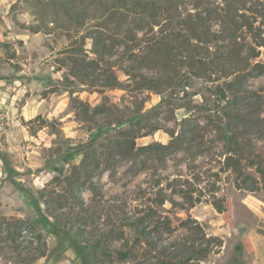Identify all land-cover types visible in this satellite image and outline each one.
Masks as SVG:
<instances>
[{"label":"trees","instance_id":"1","mask_svg":"<svg viewBox=\"0 0 264 264\" xmlns=\"http://www.w3.org/2000/svg\"><path fill=\"white\" fill-rule=\"evenodd\" d=\"M85 3L45 1L54 16L48 25L57 23L56 15L62 13L76 28H86L79 37L69 35L72 43L62 63L67 68L65 82L70 85L77 79L100 92L123 88L135 100L120 106L109 103L106 96L92 107L73 98L78 118L96 125L87 141L59 155L52 180L34 199L31 224L43 222L52 232L62 230L75 236L92 251L93 264H199L217 245V237L208 236L198 220L187 218L185 235L164 240L173 228L158 209L165 203L162 195L139 211L129 210L126 203L114 205L100 226L94 221L86 224L91 206L84 200L82 187L92 186L97 174L120 161L132 162L138 171L182 145L198 146L197 152L205 153L204 131H215L223 142L225 165L236 173L241 188L254 191L264 186V154L253 143L254 138L264 137V85L252 88L248 84L264 74V62L258 59L264 56V0H89L90 7ZM118 70L126 75L124 81ZM197 79L217 83L213 105L199 109L205 123L192 113L185 115L179 131L166 129L169 143L138 146V137L163 129L153 117L161 105L172 106L171 99L199 93L193 89ZM150 92L162 95V100L146 110L144 96ZM179 106L186 111L192 108L186 103ZM78 157L80 163L71 165ZM66 195L72 200L69 205L63 203ZM183 196L186 202L170 200L181 208L194 204L192 196ZM221 209L231 223V202ZM245 244L253 251L250 239ZM31 254L26 264L45 256L46 250ZM81 264L90 263L82 256Z\"/></svg>","mask_w":264,"mask_h":264},{"label":"rangeland","instance_id":"2","mask_svg":"<svg viewBox=\"0 0 264 264\" xmlns=\"http://www.w3.org/2000/svg\"><path fill=\"white\" fill-rule=\"evenodd\" d=\"M45 1L0 0V264H26L34 250L42 249L46 255L30 264H81L82 256L93 264L92 251L75 236L62 230L52 232L43 222L31 224L34 199L52 180L59 155L92 136L96 124L78 118L74 97L92 107L106 96L109 103L120 106L135 99L123 88L100 92L77 79L74 84L65 82L67 68L62 63L72 43L69 35L79 37L86 28H76L62 13L56 15L57 23L48 25L54 16ZM88 3L86 0L90 7ZM86 44L91 47L90 40ZM258 59L264 62L263 55ZM117 73L122 81L126 79L122 71ZM248 84L262 87L264 74L251 78ZM216 85L197 79L193 88L197 95L171 99L172 106L161 105L158 116L153 117L161 121L163 129L138 137L137 145L169 143L166 129L179 131L181 118L191 113L204 124V112L199 109L213 105ZM144 97L146 110L162 100L155 92ZM185 103L191 111L176 108ZM204 143L208 150L202 154L197 152L198 146L188 149L182 145L164 159L149 162L144 170L137 171L138 167L132 168V162L126 160L97 174L92 186L87 183L82 187L84 200L91 206L86 224L94 221L104 226L114 205L126 203L129 210L139 211L160 194L165 203L158 209L173 228L171 234H164V240L185 235L183 221L187 218L198 220L208 236L217 237V245L199 264H264V186L251 191L238 185L236 173L225 165L223 142L215 131H204ZM253 143L264 154V137L254 138ZM80 159L71 165L79 164ZM70 169L68 165L66 173ZM184 193L192 196L193 205L186 203L181 208L171 202L172 197L186 202ZM63 201L69 205L72 200L66 195ZM228 201L233 211L231 223L221 209ZM41 207L45 209L43 202ZM74 239L78 246L72 244Z\"/></svg>","mask_w":264,"mask_h":264}]
</instances>
